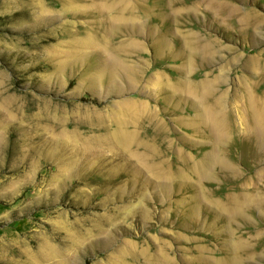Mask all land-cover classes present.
<instances>
[{
  "label": "rangeland",
  "instance_id": "374dc122",
  "mask_svg": "<svg viewBox=\"0 0 264 264\" xmlns=\"http://www.w3.org/2000/svg\"><path fill=\"white\" fill-rule=\"evenodd\" d=\"M263 93L264 0H0V264H264Z\"/></svg>",
  "mask_w": 264,
  "mask_h": 264
},
{
  "label": "bare ground",
  "instance_id": "6f19581e",
  "mask_svg": "<svg viewBox=\"0 0 264 264\" xmlns=\"http://www.w3.org/2000/svg\"><path fill=\"white\" fill-rule=\"evenodd\" d=\"M42 2H39V5H40V8H39V10H42L43 12L47 9L46 7H44L42 4H41ZM39 10H38V13H39ZM117 12H116V14H119L120 12L119 11H121L120 9H118V10H116ZM42 13V12H41ZM40 14V13H39ZM71 41H73L72 43H74L75 45H76V43L78 44V43H81V42H77V41H75V40H71ZM70 41V42H71ZM87 42H88V39L87 38H85V39H83V43H81L80 45H87ZM77 46V45H76ZM79 46V45H78ZM200 46H203L204 48H208L210 45H206V43H205V45H200ZM79 54V53H78ZM263 58V57H262ZM251 63V62H250ZM256 63V62H255ZM254 63V64H255ZM114 65H116L115 63H113ZM252 64V63H251ZM62 68V66H61V62L59 63V62H55L54 63V72H59V70ZM116 68H114V69H112V70H115ZM183 88V87H182ZM192 88L193 89H195V90H210L211 88L209 87V82L208 81H205V82H203V83H201L200 84V82H197L196 84H194L193 86H192ZM247 90V89H246ZM250 90V89H249ZM264 94V93H263ZM260 99V97L258 98V101L260 102L261 101V99ZM260 103H264V102H260ZM257 108H259L258 109V112H257V117L259 118V121H260V124L261 125H263V128H264V107H263V105L262 104H257ZM217 108H209V112H210V114H211V116L212 117H215L216 116V114H217V110H216ZM251 110V109H250ZM61 114V116H66V112H61L60 113ZM73 114V111L72 112H70V116ZM7 116H12L11 114H10V112L8 111V113L6 114ZM252 116H254V114L252 113ZM263 133H264V130L262 131ZM263 133H262V136L261 137H259V139H258V141L260 142V144H258L259 145V148H260V150H262L263 149V145H264V136H263ZM115 141H117L118 143H120V138L118 139V140H115ZM97 142H99V143H105V141L103 140V139H98V138H89V139H86L83 143H85L86 145H92V144H95V143H97ZM258 142V143H259ZM93 146H95V145H93ZM258 148V149H259ZM263 153H264V151H263ZM259 155V154H258ZM71 158H69V159H65L64 161H62L61 163H59V165L60 166H58L57 167V173H60L61 175H63V176H68V175H76V173H77V170H76V162H75V158H74V156L73 155H71L70 156ZM255 190V189H254ZM254 190H252V192H251V194H250V198H248V200H251V202L253 203V205H256V204H261V201H263V198L264 197H262V196H260V194H258V193H256ZM258 192V191H257ZM262 194V193H261ZM244 195H245V193H244ZM245 197H247V196H245ZM244 197V198H245ZM249 197V196H248ZM242 200H243V198H242ZM241 200V202H243ZM248 202V201H247ZM250 202V201H249ZM250 202V203H251ZM237 204H238V202H236ZM235 203V204H236ZM244 203V202H243ZM263 203V202H262ZM224 205V204H223ZM239 205V204H238ZM253 205H251V206H253ZM262 205V204H261ZM261 205H258V207L259 206H261ZM232 208V207H231ZM237 208V207H236ZM236 208H234V210L236 209ZM256 208V207H255ZM258 210V209H257ZM70 245H71V243H70ZM69 248V247H68ZM71 248V247H70ZM45 255V254H44ZM45 258H46V256H45ZM46 260H48V258L46 259Z\"/></svg>",
  "mask_w": 264,
  "mask_h": 264
},
{
  "label": "crops",
  "instance_id": "0c3cea01",
  "mask_svg": "<svg viewBox=\"0 0 264 264\" xmlns=\"http://www.w3.org/2000/svg\"><path fill=\"white\" fill-rule=\"evenodd\" d=\"M191 91V90H190ZM192 91H195V90H192ZM183 92H187V91H183ZM190 93V92H189ZM192 94H194V93H192Z\"/></svg>",
  "mask_w": 264,
  "mask_h": 264
}]
</instances>
